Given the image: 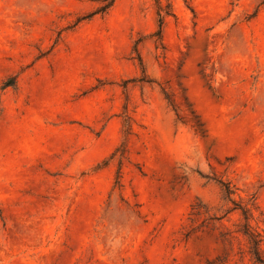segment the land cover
<instances>
[{"label":"rangeland","instance_id":"rangeland-1","mask_svg":"<svg viewBox=\"0 0 264 264\" xmlns=\"http://www.w3.org/2000/svg\"><path fill=\"white\" fill-rule=\"evenodd\" d=\"M100 6L0 0V264L264 262V0Z\"/></svg>","mask_w":264,"mask_h":264},{"label":"trees","instance_id":"trees-1","mask_svg":"<svg viewBox=\"0 0 264 264\" xmlns=\"http://www.w3.org/2000/svg\"><path fill=\"white\" fill-rule=\"evenodd\" d=\"M115 2V0H101V6L93 13V14H105L113 5V3ZM156 2H158V0H156ZM161 10L159 9L158 12V16H159V21L161 20L162 16H161ZM161 25V22H160ZM13 85V84H12ZM7 86V85H5ZM225 187V193L227 196H230L232 194L230 187L226 186L225 184H222ZM243 215L245 220H249V215L247 213V210H242ZM199 212H196L195 214L197 215ZM249 225L246 224L244 226V235H247L250 239V243L252 244V248H254V256H255V260L257 263L259 264H264V262L261 260L260 256H259V244H260V240L258 239V235H254L253 233L249 232Z\"/></svg>","mask_w":264,"mask_h":264},{"label":"bare ground","instance_id":"bare-ground-1","mask_svg":"<svg viewBox=\"0 0 264 264\" xmlns=\"http://www.w3.org/2000/svg\"><path fill=\"white\" fill-rule=\"evenodd\" d=\"M35 224V223H34ZM28 229H29V227H28ZM23 243V242H22Z\"/></svg>","mask_w":264,"mask_h":264}]
</instances>
